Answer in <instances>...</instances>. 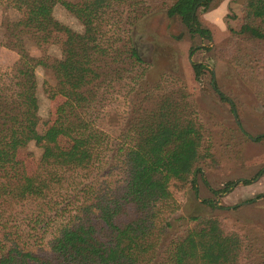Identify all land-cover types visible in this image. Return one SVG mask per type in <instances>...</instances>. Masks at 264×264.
<instances>
[{"label": "trees", "instance_id": "obj_1", "mask_svg": "<svg viewBox=\"0 0 264 264\" xmlns=\"http://www.w3.org/2000/svg\"><path fill=\"white\" fill-rule=\"evenodd\" d=\"M212 1L160 3L189 36L208 40L197 12ZM151 3L10 0L26 16L11 26L19 58L12 80L0 85V264H264V232L245 238L225 230L211 212L173 218L178 207L171 189L194 185L193 174L204 156L203 130L182 89L166 92L162 80L156 85L146 81L148 65L131 30ZM56 6L80 30L55 21ZM111 19L116 30L105 35L103 27ZM53 34L64 40L60 56L49 64L36 63L19 39L27 36L39 46ZM214 56L249 83L264 110V0H242L237 28ZM39 67L53 79L52 86L42 84L48 99L63 101L34 139L40 121ZM190 68L194 80L206 69L200 63ZM209 74L211 89L235 116L231 97L219 92ZM110 94L126 100V111L104 119L101 109ZM263 138L260 134L253 140ZM60 140L68 148H61ZM30 142L40 154L26 175L16 154ZM263 174L264 168L252 179ZM235 185L228 182L218 192Z\"/></svg>", "mask_w": 264, "mask_h": 264}, {"label": "rangeland", "instance_id": "obj_2", "mask_svg": "<svg viewBox=\"0 0 264 264\" xmlns=\"http://www.w3.org/2000/svg\"><path fill=\"white\" fill-rule=\"evenodd\" d=\"M149 13L137 22L131 30L132 40L147 63L146 81L149 85L161 83L164 91L182 89L187 94V102L199 125L202 126L203 159L197 164L193 174L194 185L186 184L172 188L171 195L178 209L176 216L186 219L194 215L210 213L215 215L225 230L237 232L247 238L264 232V174L252 179L264 168V110L262 103L254 95L253 88L225 61L214 56V49L230 38V30L236 29L240 17L242 0H213L209 8L199 10L197 19L202 28L209 31L208 40L189 36L175 17L165 15L162 0H151ZM24 10L11 7L10 0H0V85L9 84L13 68L18 60L19 43L11 32L13 23L25 18ZM52 18L61 25L80 30L78 23L59 6L54 7ZM115 20H109L103 27L105 35L116 30ZM23 50L36 62L49 64L60 56L62 34H53L42 44L35 45L27 36H19ZM191 50L193 51L192 54ZM191 63H200L206 69L198 80L193 79ZM212 72L220 93L229 95L234 105L235 116L230 106L221 100L210 87ZM37 97L39 99V123L34 133L38 137L54 119V111L63 99H48L43 89L53 85L47 70L35 69ZM227 98V97H226ZM127 102L120 95H108L101 117L122 115ZM240 128V129H239ZM61 148L69 143L60 140ZM40 151L30 142L17 152L16 160L22 164L24 173L30 175ZM243 180H251L249 185H241ZM228 182L235 187L220 193ZM256 196H260L257 199ZM204 201L212 202L215 209ZM218 208V209H216ZM222 208V209H219ZM186 220L174 224H184Z\"/></svg>", "mask_w": 264, "mask_h": 264}]
</instances>
